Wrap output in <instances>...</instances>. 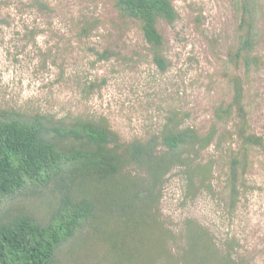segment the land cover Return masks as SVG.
Listing matches in <instances>:
<instances>
[{"label":"rangeland","instance_id":"1","mask_svg":"<svg viewBox=\"0 0 264 264\" xmlns=\"http://www.w3.org/2000/svg\"><path fill=\"white\" fill-rule=\"evenodd\" d=\"M170 1L178 19L158 24L168 62L161 72L141 25L122 18L114 0H0L2 118L40 120L48 128L93 122L121 143L160 138L176 127L205 135L216 126L224 143L217 150V138L197 158L212 167L206 180H191L182 167L164 178L153 215L162 238L121 245L106 241L103 231L88 230L64 244L53 264H187L190 220L208 230L222 256L237 264H264V149L248 153L233 200L228 178L230 151L241 146L237 110L225 122L214 118L216 108L234 98L231 78L240 77L249 131L264 145V0H254L257 59L249 71L243 60L232 58L244 35L243 0ZM105 51L111 53L107 60L99 57ZM72 179L64 172L47 182H28L0 202V222L27 215L48 223L66 195L89 196L90 189H79ZM114 227L103 223L109 233Z\"/></svg>","mask_w":264,"mask_h":264},{"label":"trees","instance_id":"2","mask_svg":"<svg viewBox=\"0 0 264 264\" xmlns=\"http://www.w3.org/2000/svg\"><path fill=\"white\" fill-rule=\"evenodd\" d=\"M114 7L122 18L141 25L154 64L165 72V38L158 24L163 21L172 25L178 19L172 2L114 0ZM241 13L244 35L232 58L237 63L243 60L249 71L257 59L252 56L256 46L254 0H243ZM110 55L105 51L99 57L107 60ZM231 85L233 100L217 107L214 118L217 123L225 122L237 110L241 146L230 151L228 178L231 197L237 200L243 178L240 168L250 151L264 149V145L263 138L249 131L242 79L232 77ZM214 140L217 150L224 145L216 126L205 135L192 128L176 127L166 130L160 138L121 143L109 128L93 122L80 120L69 126L48 128L40 120L28 122L0 116V202L22 191L28 182H47L64 172L71 173L79 189H90L89 196L66 195L46 224L27 215L0 222V264H53L64 244L79 239L85 231L89 234L88 230L103 231L108 236L106 241L121 245L162 238L161 224L153 215L164 178L173 168L182 167L190 173L191 180H206L212 167L202 166L197 158ZM62 141L69 145L63 146ZM129 167L141 174L130 172ZM103 223L105 229L115 227L109 233ZM184 240L187 264H237L232 256H222L216 250L210 233L201 224L188 221Z\"/></svg>","mask_w":264,"mask_h":264}]
</instances>
